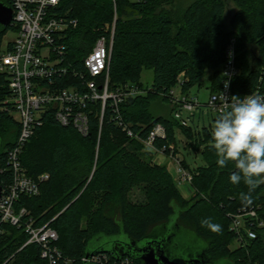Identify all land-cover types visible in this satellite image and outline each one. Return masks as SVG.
<instances>
[{"label":"trees","instance_id":"trees-1","mask_svg":"<svg viewBox=\"0 0 264 264\" xmlns=\"http://www.w3.org/2000/svg\"><path fill=\"white\" fill-rule=\"evenodd\" d=\"M0 1L12 5L10 0ZM228 1L193 0L177 18L179 14L173 15L163 8L166 0H61L56 10L78 20L77 26L67 31L65 43L69 59L80 69L96 40L102 35L110 36L104 26L111 24L116 14L110 88L115 90L129 83L147 88L146 94L129 96L121 103L125 125L146 138L156 124L162 123L167 131V138L157 141L162 147L170 143L177 145V124L188 140L189 146L185 148L201 152L204 164L192 167L184 156L183 165L193 174V194L186 198L168 167L154 162V152L116 123L109 105L102 125L101 104L92 105L86 136L72 125H61L52 114L46 115L44 125L24 147L21 160L33 178L44 173L49 178L40 184L38 195H21L16 208H27L37 226L49 223L58 231V246L63 252L58 264H68L67 259L71 264H98L86 259L95 238H115L125 233L139 241L155 228L174 220L179 227L206 242V253L213 261L264 264V227L257 229L256 238L244 234V244L231 250L229 242L235 241L237 235L229 228L228 215L254 207L264 220V185L252 193V205L243 206L240 193L247 192V186L230 182L235 171L233 163L223 168L218 166L211 147L214 125L203 129L183 127L171 112L169 115L153 112L154 100L168 101L161 93L177 85L179 78L183 81V91L188 92L192 86L200 85L211 70L209 88L217 90L225 51L233 37L239 68L232 85L234 95L244 97L256 90L264 93V0H231L238 9L231 18L230 29L224 20ZM10 27L14 28L0 25V42ZM145 68L153 70L149 87L142 82ZM9 96L6 77L0 74L3 187L12 181L6 152L20 133L18 122L2 108ZM136 187L141 188L144 196L139 202L129 198ZM209 217L222 226L221 232L213 233L201 225ZM2 229L0 264H50L42 258L38 244L25 245L29 236L23 228L3 224ZM102 253L113 259L130 257L143 264L141 259L128 254L118 257L100 248L95 250V255Z\"/></svg>","mask_w":264,"mask_h":264},{"label":"built area","instance_id":"built-area-1","mask_svg":"<svg viewBox=\"0 0 264 264\" xmlns=\"http://www.w3.org/2000/svg\"><path fill=\"white\" fill-rule=\"evenodd\" d=\"M10 1L13 9L11 25L14 26L17 37L5 43L3 39L0 42V74L6 77L10 90V96L4 101L2 108L9 111L18 122L20 133L15 144L6 152L12 181L3 187L0 199V233L3 231V224L23 228L29 236L25 245L38 244L42 258L47 259L50 264H58L63 258V252L58 246V231L49 223L37 226L27 208H16L21 195H38L40 184L49 178L47 173L33 178L21 160L24 147L44 125L46 115L52 114L61 125H72L86 136L90 130L92 105L101 104V125L109 105L116 123L129 136L139 138L155 156L167 155L174 160L179 184L191 183L193 174L183 165V158L174 150V143L162 147L157 145V141L167 138V131L162 123L156 124L146 138L140 137L125 125L120 110L121 103L129 96L146 94L147 88L136 83L126 84L115 90L110 88L109 67L116 14L114 21L104 26L105 32L110 36L102 35L96 40L92 49L84 56L83 68L80 69L69 59L65 43L67 31L75 28L78 20L67 18L56 10L61 0ZM238 74L236 39L233 37L225 51L220 86L215 91L211 90L207 103H202L198 95L183 91V81L180 78L177 85L161 95L172 104L173 117L183 127H189L196 110L204 105L217 115L225 110V104L235 96L232 85ZM250 94L264 97L260 90ZM4 171L5 168L0 167V173ZM228 215L231 219L230 230L237 235L239 242L245 241L244 234L248 238H256L257 229L264 227V220L254 207ZM90 260L98 264H139L130 257L113 259L106 253L96 254ZM66 263L72 262L67 259Z\"/></svg>","mask_w":264,"mask_h":264},{"label":"clouds","instance_id":"clouds-1","mask_svg":"<svg viewBox=\"0 0 264 264\" xmlns=\"http://www.w3.org/2000/svg\"><path fill=\"white\" fill-rule=\"evenodd\" d=\"M211 135L218 166L223 168L230 162L235 165L230 182L247 186L248 191L240 193V201L243 206L252 205V193L264 185V97L232 96L215 119ZM201 225L213 233L222 231L210 217Z\"/></svg>","mask_w":264,"mask_h":264},{"label":"water","instance_id":"water-1","mask_svg":"<svg viewBox=\"0 0 264 264\" xmlns=\"http://www.w3.org/2000/svg\"><path fill=\"white\" fill-rule=\"evenodd\" d=\"M12 19V7L0 1V25L8 27ZM1 146L0 138V148ZM2 192L0 174V199ZM100 238H95L91 243L99 241ZM99 248L102 252L116 253L118 257L131 255L141 259L143 264H223L220 261L211 260L206 253V242L192 232L179 227L175 220L155 228L147 237L139 241L119 236L112 237L105 244L90 249L86 258H92L95 250Z\"/></svg>","mask_w":264,"mask_h":264},{"label":"rangeland","instance_id":"rangeland-1","mask_svg":"<svg viewBox=\"0 0 264 264\" xmlns=\"http://www.w3.org/2000/svg\"><path fill=\"white\" fill-rule=\"evenodd\" d=\"M192 1L193 0H166V2L163 5V8L165 9L166 12H171L173 15L179 14L176 17L180 18L183 14V10L185 9V7ZM237 9L238 7L236 6V4L233 1L229 0L227 12H226L225 19H224L229 29L231 28L230 26L231 18L236 13ZM16 37H17L16 30L13 27H10L8 31L3 35V43L9 40H14ZM210 73H211V70H209L206 76L200 81V85L196 84L192 86V88L188 91V93H190L191 95H198L202 103H207L210 97V92H211L209 88V85L211 84V80L209 78ZM152 79H153V70L149 68H145L142 72V82L144 86L149 87L152 83ZM153 112L155 115H169L170 112H171V115H173L174 113V111L172 110V104L169 101H163L160 98H157L156 100H154ZM216 116L217 114L214 113V111H212L208 106L204 105L201 109L196 110L195 115L192 119L191 125L194 128L196 126L197 127L199 126L200 129H203V126L210 127L211 125H214V122H215L214 117ZM11 131L12 130H10V133ZM175 131L177 135V145L174 150H176V153H180L183 159H184V156H186L188 163L192 167H196V166L204 164V159H203L201 152L195 153L192 149L190 150L188 148H185V146H189L188 140L185 134L183 133L182 128L177 124H175ZM187 152H189V154L185 155ZM152 156L154 159L155 154H153ZM160 160H161L162 165H166L168 169L170 170L177 184V187L179 188L183 196L186 195V198H191L192 193H193V188L191 187V183H183V184L178 183L177 166L174 160L171 159V157L167 155H162L160 157ZM129 198L133 202H139L140 200H142L144 196H143V192L141 188L136 187L131 192ZM119 237H123L126 239L128 238L125 233H122L121 235H119ZM110 238L112 237L102 236L99 241L90 243L89 249H95L99 245L105 244L107 240H109ZM242 244H244V242L243 243L239 242L238 239H236L235 241L229 242V248L233 250L234 248L239 247Z\"/></svg>","mask_w":264,"mask_h":264},{"label":"crops","instance_id":"crops-1","mask_svg":"<svg viewBox=\"0 0 264 264\" xmlns=\"http://www.w3.org/2000/svg\"><path fill=\"white\" fill-rule=\"evenodd\" d=\"M162 155H157V156H155L156 158H154V161L155 162H157V163H159V164H162L161 163V160H160V157H161ZM156 159V160H155ZM193 194V193H192ZM190 196V195H189ZM184 197H186V195H184Z\"/></svg>","mask_w":264,"mask_h":264}]
</instances>
